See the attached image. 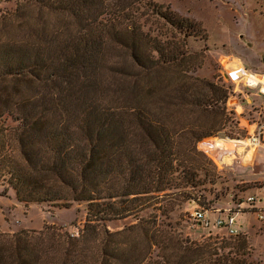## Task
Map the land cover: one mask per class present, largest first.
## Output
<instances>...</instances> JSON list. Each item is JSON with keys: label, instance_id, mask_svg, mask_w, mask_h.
<instances>
[{"label": "trees", "instance_id": "1", "mask_svg": "<svg viewBox=\"0 0 264 264\" xmlns=\"http://www.w3.org/2000/svg\"><path fill=\"white\" fill-rule=\"evenodd\" d=\"M21 2L10 19L19 29L34 6L67 13L79 26L0 36V193L12 189L25 204L87 202V220L79 237L53 225L34 237L0 234V264H260L243 234L206 250L171 221L183 202L197 200V188L221 180L198 145L232 123V87L184 66L194 26L153 0H131L119 11L100 8L103 0ZM139 2L171 25L170 39L144 29ZM116 48L129 66L117 62ZM169 67L181 75L174 86L149 85ZM235 137L245 136L226 138ZM230 199L229 206L248 202ZM129 217L136 221L109 228Z\"/></svg>", "mask_w": 264, "mask_h": 264}, {"label": "rangeland", "instance_id": "2", "mask_svg": "<svg viewBox=\"0 0 264 264\" xmlns=\"http://www.w3.org/2000/svg\"><path fill=\"white\" fill-rule=\"evenodd\" d=\"M103 1L106 5H99V7H106L108 11H119L123 3L131 2V0ZM147 1L145 0V2ZM153 1L161 4L162 10L168 9V12L176 13L178 16L187 19L188 22L185 25L194 26L191 29L193 30L192 35L186 38L187 50L190 53L184 59V66L190 70L189 74L231 86L232 96L228 102L232 106L242 107L239 109L241 113H237L235 110L229 109L228 106L232 123L218 133V138H226L229 135L247 137L249 133L245 128L244 121L253 124L262 119L261 109L264 102L260 96V87L262 89L264 85L259 83V87H250L244 81H233L229 74L231 71H235V66L241 64L249 72L260 77L259 79L264 76V0ZM21 3V0H0V36L3 37L4 35L7 38L16 39L25 34L26 26H70L68 29H64L63 32L66 33L72 31L73 26H79L76 20L67 13L41 10L34 6L26 8L25 21L21 25L24 27L19 29L17 27L20 26L19 21H11L10 19H13L11 12H14L18 6L20 7ZM140 3L144 2H139L136 6L139 7L137 12L143 14L141 22L147 21L144 29L150 30L153 36L159 35V30H161L164 34L163 39H170L173 32L171 25L156 16L155 11L144 8ZM21 8H23L22 5ZM111 51H106V56ZM113 55L121 65H130L127 55L123 51L116 48ZM180 76L179 68L169 67L155 72L148 83L154 88L169 89L176 84ZM142 84L147 85L143 82ZM210 139L213 140V138H208L204 141H211ZM204 141H201L198 147L213 159L211 149L203 145ZM214 162L217 165L216 161ZM239 165L241 163L234 162L231 168L224 169L217 165L221 180H217V183L206 182L197 188L194 191L197 200L195 199V202H183L171 218L173 223L179 222L177 228L185 237L197 241L206 250L225 246L232 236L228 234L225 227L223 230L214 226L217 209L229 208L227 202L231 200L232 195H236V198L255 196L257 199L256 207L259 209L256 212L249 210L239 212L237 214V228L244 230L245 228L240 225H245L250 221L253 223L263 222L259 220V215L264 216V177L252 175L250 181H246L245 179H249L248 176L251 174L243 171ZM254 166L255 172L262 171V165L259 166L258 163H255ZM248 187L255 189L249 190L245 195L239 191ZM200 203L207 208L209 216L211 215L210 228L202 227L200 222L194 220L191 215L192 212L200 208ZM87 207V202H72L69 207L53 203L25 204L19 202L15 192L10 189L8 194L0 193V234L11 236L17 232L26 231L34 237L45 226L53 225L63 232L66 231L75 237H79L87 220ZM241 208L251 209L249 202L243 203ZM150 212H152L151 209L142 212L141 215L146 216ZM135 221L136 218L129 217L123 220H115L108 225L112 231H115L121 230ZM244 236L247 238V235ZM30 240L35 242L33 238ZM249 245L252 258L260 264H264L262 245L257 249L250 241Z\"/></svg>", "mask_w": 264, "mask_h": 264}, {"label": "crops", "instance_id": "3", "mask_svg": "<svg viewBox=\"0 0 264 264\" xmlns=\"http://www.w3.org/2000/svg\"><path fill=\"white\" fill-rule=\"evenodd\" d=\"M261 94H260V96L262 97L261 99L264 102V94L262 95ZM263 104H262V107H263ZM229 107H230L229 109L235 110L237 113H241V111L239 110L242 108L241 106L230 105ZM244 122H245V128L248 130V133H252L256 129L257 123H258L257 122V123L250 124L246 120ZM242 124L244 125L243 122ZM210 140L211 141H208V140L204 141L203 145H205L206 147H210L211 152H212L211 156L213 157L214 161H216L219 168H222V169L231 168L232 163L236 162V163H241V165L239 166H241L243 171L251 174V176H248L249 179L248 178L245 179L246 181H250V178L252 177V175L259 176L260 178L261 176L264 177V152H259L255 154L253 150H250L247 146L239 147V145H235L230 138H213V140L212 139ZM263 144H264V140H263ZM254 154H255V157H254ZM255 163H258L259 166L262 165L261 172H255L256 170L254 166ZM243 177H247V176H243ZM256 206H252V207L250 206L251 209H242L241 212H247L248 210L256 212L259 210ZM219 216L225 217V215H221L220 212H217L215 216V221ZM209 217H210V225L207 227L203 223H200L202 227H206V228L211 227V215ZM237 219L238 218H236V221ZM259 220L263 222L253 223L252 221H250L246 223L245 225H240L242 228H245L244 230H241L239 228L237 229L239 230V234L247 235V239L251 242V244L256 249L261 247L262 245L261 248L264 250V244H263L264 243V216L260 214ZM215 221H214V226H215ZM215 228L217 227L215 226ZM218 229H223V228H218Z\"/></svg>", "mask_w": 264, "mask_h": 264}, {"label": "built area", "instance_id": "4", "mask_svg": "<svg viewBox=\"0 0 264 264\" xmlns=\"http://www.w3.org/2000/svg\"><path fill=\"white\" fill-rule=\"evenodd\" d=\"M234 70V72L231 71V73L229 74V77L233 81H244V83L250 87H259V83L264 85V76L262 79H259L260 77H258L255 73L249 72L241 64L235 66ZM260 91L262 94H264V88L261 89L260 87ZM230 104L231 103L228 102V106H230ZM262 116L263 118L257 123L256 129L252 133H249L247 137L231 139L232 142L235 145L247 146L250 150H253L255 154L264 152V104L262 107ZM255 200L256 198L254 196H249L247 198L248 202H253ZM242 205L243 203H239L229 208L217 209V211L220 212L221 215H225V217L219 216L215 221V226L217 228L225 227L228 231V234L232 236L238 235L239 230L236 227V218L237 214L243 209L241 208ZM208 212V210H202L198 208L197 210L192 212L191 215L194 220H197L198 222L203 223L208 227L210 225V217Z\"/></svg>", "mask_w": 264, "mask_h": 264}]
</instances>
